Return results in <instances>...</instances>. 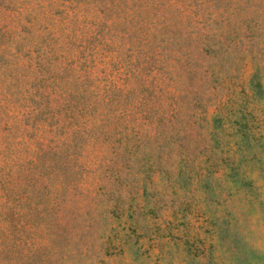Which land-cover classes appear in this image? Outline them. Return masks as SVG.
<instances>
[{"label":"rangeland","instance_id":"374dc122","mask_svg":"<svg viewBox=\"0 0 264 264\" xmlns=\"http://www.w3.org/2000/svg\"><path fill=\"white\" fill-rule=\"evenodd\" d=\"M0 264H264V0H0Z\"/></svg>","mask_w":264,"mask_h":264}]
</instances>
